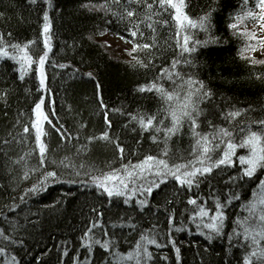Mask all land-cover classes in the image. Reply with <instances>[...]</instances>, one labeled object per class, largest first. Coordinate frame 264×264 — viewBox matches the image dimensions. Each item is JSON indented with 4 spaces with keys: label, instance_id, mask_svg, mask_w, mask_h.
Instances as JSON below:
<instances>
[{
    "label": "trees",
    "instance_id": "16d2710c",
    "mask_svg": "<svg viewBox=\"0 0 264 264\" xmlns=\"http://www.w3.org/2000/svg\"><path fill=\"white\" fill-rule=\"evenodd\" d=\"M105 3L106 0H35V3L0 0V13H3L0 32L5 34L8 44L23 46L34 41L29 44V51L37 60L46 51L45 12L51 24L47 34L51 51L45 63L44 88L40 87L38 63H33L31 69L25 68L21 79L19 62L0 57V95L7 93L6 100L0 99V228L4 229V235L11 237V240H5L0 236V247L7 252V256H0V264H11L13 256L19 264H76L75 258L79 256L80 264H83L88 252L82 246L81 238L93 222H99L107 229V236L102 228L93 229V233L102 241L110 238L116 245L112 252L126 255L133 251L141 234L155 238L157 245L162 247L147 245L153 256L151 260L144 258L142 264H243L250 249L243 246L242 238L230 241L229 237L236 227L235 220L247 215L241 205L252 198L251 192L257 181L254 177L226 183L229 177L238 176L241 169L238 161L234 167L214 170L198 188H181L169 178L147 197L148 204L144 206L136 202L144 199L143 195L137 193L124 204V197L109 198L92 180L93 176L119 169L122 164L135 165L146 155L164 158L160 155L165 146L163 133L156 134L161 142L154 143L151 135L155 133L142 131L130 118L138 114L150 116L163 107L154 91L141 92L139 89L157 81L172 90V82L166 77L160 78L164 69L179 71L185 79L192 75L203 80L214 93L211 105H201L206 109L207 119L214 126L234 130L237 141L247 132L249 124L253 125V131H260L254 122L264 120V51H260L262 45L258 40L234 35L229 27L234 22L232 17L241 10L243 0H186L185 11L194 21L211 11L212 27L207 32L198 28L189 30L187 34L192 40L202 44L195 52L183 56L177 39L182 43L184 31L178 38L177 27L169 13L154 17L168 21L165 25H154L155 33L141 24L143 35L138 33L132 37V23L112 14L123 13L127 0H120V5L107 0L112 9L109 12L99 7H85ZM252 5L253 0H249V6ZM142 17L143 9H137V21ZM246 23L253 25L257 21L249 19ZM245 25L241 26V31ZM108 33L132 44L125 51L126 56L106 42L104 37ZM255 33L258 39L264 38V29ZM205 41L207 43H203ZM137 43H154V47L133 52ZM246 44L256 45L255 51L244 53L256 63L242 58L241 51ZM189 46H192L191 42ZM184 59L191 61V66L180 63L175 69L171 68L173 60ZM137 61L148 67H141ZM61 64L67 67H59ZM41 99L44 100L42 111L51 121V124L43 123L47 133L43 139L48 148L44 166L39 163L36 132L32 127L36 119L34 108ZM115 109L119 111L114 112ZM234 110H241L242 114L229 122L225 115ZM106 111L110 129L105 122ZM199 123L198 131L211 130L204 117ZM53 125L65 134L64 138ZM25 126L29 128L27 133L23 131ZM164 126H171L170 119L165 120ZM241 128L245 129L244 133L240 132ZM104 131L109 132L112 141L119 138L125 149L123 159L113 143L88 140L101 136ZM193 144L194 139L185 122L181 132L168 141L169 164L193 159L190 155ZM244 154L246 150H237V155ZM214 158H218V153ZM52 160L57 163L51 164ZM45 171H55L57 175L49 177L37 191H29L44 179ZM257 176L264 178L260 172ZM141 182L147 186L146 181L137 183ZM230 188L241 199L234 200L226 210L228 219L223 234L209 240L207 230L202 234L196 227L199 220L194 223L190 219L196 206L187 201L193 198L199 204V198L203 197L208 200L207 207L211 208L210 189L227 193ZM173 212L175 219L169 223ZM98 213L103 214L99 220ZM129 224H135L136 228L128 227ZM178 228L184 230L177 231ZM176 248L180 249L179 259ZM65 250L67 256L63 255ZM108 255L96 245L92 264H104ZM127 264H136V261L133 259Z\"/></svg>",
    "mask_w": 264,
    "mask_h": 264
},
{
    "label": "snow or ice",
    "instance_id": "6c2138e0",
    "mask_svg": "<svg viewBox=\"0 0 264 264\" xmlns=\"http://www.w3.org/2000/svg\"><path fill=\"white\" fill-rule=\"evenodd\" d=\"M35 3V0H30ZM113 5H120V0H111ZM135 5V7H132ZM51 6V5H49ZM85 7H99L106 12L112 11L108 5L107 0L102 5H85ZM188 7L186 0H127V6L124 7L123 13L112 12L114 16L119 19H128L132 23L134 30L130 31L132 37H136L138 33L142 36L143 32L140 30V25L144 24L147 29H150L155 33L156 28L154 25H165L167 20L154 19V17H163L164 13H169L172 21L177 27V37L181 35V31H184L182 43L180 39H177V46L181 49L180 55L184 53L191 54L196 51V47L201 45L202 42L198 40H192L187 34L189 30L200 29L207 32L211 27V11L203 16H200L196 21L192 20L185 9ZM241 10L232 19L233 23L229 27L233 30L234 35H240L246 37L248 40H258L260 45H264V38L258 39L255 32H249L246 27L241 31V26L245 25V22L249 19L257 21L261 28L264 29V0H253V5L249 6V0H243L240 6ZM143 9V17L137 21V9ZM214 11V9L212 10ZM3 16V13H0ZM44 51L43 55L38 57V60L30 54L29 44L35 43L29 41L21 46L20 44H8L5 40V34L0 32V57H8L12 60H16L20 64L21 76L23 79V73L25 68L31 69L33 63H38L40 87H45V63L48 60V54L51 51L50 37L47 35L50 31L51 24L47 12L44 14ZM11 36V33L7 34ZM153 42L155 41V35L152 36ZM190 42L192 46L190 47ZM207 43V41L203 42ZM154 47V43L135 44L132 49L136 52L138 49H151ZM12 50V52L9 51ZM256 45L246 44L245 48L241 51V56L244 59H251L244 55L249 51H255ZM14 53V54H13ZM252 63H256L254 59H251ZM141 67L147 68L148 65L143 64L142 61H137ZM180 63L188 64L191 66V61L173 60L171 68L175 69ZM59 67L64 68L67 65L61 64ZM89 77L92 73H87ZM171 81L173 84L172 90L164 87L163 83L157 81H151L149 84L142 86L139 91L141 92H155L162 102L163 107L158 109L157 112L150 116L138 114L131 116V120H134L139 125L142 131H148L155 133L151 135V139L154 143H159L156 134L163 133L164 148L161 152L160 158L158 156L146 155L143 160L135 165L122 164L121 168H113L107 173H102L101 176H93L92 180L97 187L103 189L109 198L112 197H124V204H128L133 196L137 193L143 195L145 198L136 201L139 205L144 206L148 204L147 197L150 196L155 189H159L161 185L166 184L168 179L171 178L177 182L181 188L191 189L193 186L199 187V184L204 179L211 177L214 170L219 169L221 171L226 167H234L238 161L241 166L240 172L236 177H229L226 183H235L237 179L252 180L256 178V187L251 192V199L246 203H243L241 207L247 213L243 217H238L235 220L236 227L233 228L232 234L229 237L230 241L235 238L239 241L241 238L245 242L243 245L247 251V254L243 258V264H264V178L257 176L260 172L264 175V120L255 121L260 131H253L252 124L247 125V132L241 137L239 141L236 140L234 130L230 131L228 128L214 126L211 120L207 119L206 109L201 105L207 103L211 105L213 103L214 93L210 87L203 80H199L192 75H188L185 79L179 71L173 72L168 69H164L161 73V79ZM177 80L179 83H177ZM7 93L0 95V99L6 100ZM44 100L41 99L34 108L36 119L32 124L35 128L36 136L35 140L39 148V163L41 166L45 165L47 159L46 153L48 151L47 145L44 142L43 137L47 135L44 131L43 123L47 122L51 124L48 116L42 111V105ZM103 106V101L101 100ZM106 107V106H104ZM119 111L118 109L113 110ZM247 111V110H244ZM241 110H234L226 113L225 119L231 122L241 115ZM158 117H161L158 119ZM204 117L208 127L211 129L209 132H200V118ZM170 119V127H165V120ZM105 122L108 128H111V122L107 119V111L105 112ZM185 122H187L191 135L194 139V144L190 155L193 159L187 160L184 163L169 164L167 157L169 156L170 149L168 148V141L181 132ZM55 129V126H52ZM62 138L65 134L60 129H55ZM23 131L27 133L29 128L24 127ZM241 133L245 132L244 128L240 129ZM93 139H99L106 142H111L115 145L120 158L123 159L124 147L121 146L119 138L112 141L109 132L104 131L99 137H89L91 142ZM7 143V141H5ZM246 150V154L237 155V150ZM218 153V158H214ZM27 155V154H26ZM183 159V157H181ZM19 161H17L18 163ZM51 164H56L55 160L50 161ZM61 164L64 161H60ZM82 168L83 165H80ZM37 169H33L36 171ZM147 173V177L145 174ZM78 174V173H77ZM27 177V173L25 174ZM55 171H45L43 173L44 179L39 182L38 185H34L29 191H37L44 183L47 182L49 177H56ZM154 177V178H152ZM138 181H146L145 183H137ZM130 185H135L130 187ZM223 196V200H221ZM209 198L212 200L213 207H207L208 200L200 197L201 203L198 204L197 199L190 198L187 202L196 206L190 219L195 223L197 219L199 223L196 227L201 230L203 234L204 230H207V239L211 240L214 236H221L225 227V221L228 219L226 210L232 205L234 200H240L241 197L234 189H231L227 193H223L220 190L216 192L209 191ZM170 204L171 201H166ZM95 211V210H94ZM103 214L98 213L97 219ZM207 218V219H205ZM175 219L174 212L169 216V223ZM123 227L124 225H119ZM14 227V226H13ZM117 227V225H113ZM128 227L132 229L136 228L135 224H129ZM102 228L104 235L107 236V229L104 228L99 222H93L92 226L87 229L82 239V246L87 250L88 256L85 257L83 264H92L91 257L94 252V247L99 245L101 249L107 251L109 255L104 258V264H127L128 261L135 259L136 264H142V260L152 259V252L148 250L147 245H157L155 238L141 234L140 241L135 245L133 251L128 252L126 255L122 252H112L111 249L116 245L109 239L101 240L96 239L93 233V229ZM183 228H178L177 231H183ZM0 236H3L5 240H11V237L4 235V229L0 228ZM175 244V241H172ZM162 247V245H157ZM177 259H179L180 249L176 248ZM63 255L67 256V250ZM0 256H7L6 249L0 247ZM76 264H80L79 256L75 258ZM11 264H19V261L13 256L11 258Z\"/></svg>",
    "mask_w": 264,
    "mask_h": 264
},
{
    "label": "rangeland",
    "instance_id": "374dc122",
    "mask_svg": "<svg viewBox=\"0 0 264 264\" xmlns=\"http://www.w3.org/2000/svg\"><path fill=\"white\" fill-rule=\"evenodd\" d=\"M245 27L249 28L252 32H257V33H260L262 30L260 24H258V23L253 24V25L251 23H246ZM104 39L106 40V42L109 45L114 46V50L116 52H120V54L123 56H126L125 51L127 49L131 48V46H132V44L125 42L121 38H119L115 35H112L110 33L106 34ZM260 51H264V45H262V48Z\"/></svg>",
    "mask_w": 264,
    "mask_h": 264
}]
</instances>
